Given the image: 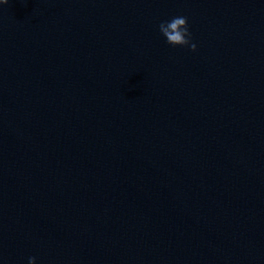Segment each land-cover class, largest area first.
Here are the masks:
<instances>
[{
	"label": "water",
	"instance_id": "obj_1",
	"mask_svg": "<svg viewBox=\"0 0 264 264\" xmlns=\"http://www.w3.org/2000/svg\"><path fill=\"white\" fill-rule=\"evenodd\" d=\"M29 257L264 264V0L0 2V264Z\"/></svg>",
	"mask_w": 264,
	"mask_h": 264
},
{
	"label": "clouds",
	"instance_id": "obj_2",
	"mask_svg": "<svg viewBox=\"0 0 264 264\" xmlns=\"http://www.w3.org/2000/svg\"><path fill=\"white\" fill-rule=\"evenodd\" d=\"M0 2L6 4L8 0H0ZM158 28L169 45L188 46L190 50L195 51L196 45L191 43L187 17L176 16L169 21H162L159 23ZM28 264H35V257H29Z\"/></svg>",
	"mask_w": 264,
	"mask_h": 264
}]
</instances>
